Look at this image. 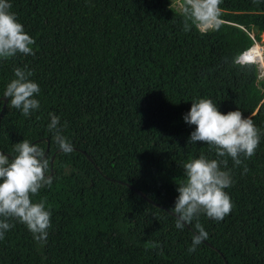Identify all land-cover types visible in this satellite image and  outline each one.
Wrapping results in <instances>:
<instances>
[{
  "label": "trees",
  "instance_id": "obj_1",
  "mask_svg": "<svg viewBox=\"0 0 264 264\" xmlns=\"http://www.w3.org/2000/svg\"><path fill=\"white\" fill-rule=\"evenodd\" d=\"M10 3L34 54L0 59V96L13 69L27 66L40 108L25 117L7 100L0 105V152L14 155L22 140L40 144L53 183L33 198L51 211L46 241L13 221L0 264H264V135L251 159L236 166L228 158L232 210L219 222L199 217L208 239L194 253L193 228L177 229L169 211L183 164L216 158L188 143L195 126L183 116L192 102L239 110L264 133V76L256 62H229L261 34L264 45V0H223L221 27L207 34L184 31L171 0ZM50 113L72 144L68 154L52 142Z\"/></svg>",
  "mask_w": 264,
  "mask_h": 264
},
{
  "label": "clouds",
  "instance_id": "obj_2",
  "mask_svg": "<svg viewBox=\"0 0 264 264\" xmlns=\"http://www.w3.org/2000/svg\"><path fill=\"white\" fill-rule=\"evenodd\" d=\"M223 0H179L178 11L183 21L184 31L196 30L201 34L218 31L221 27V8ZM257 0H253L256 3ZM10 0H0V59L8 60L18 54L33 55L35 39L18 21L11 11ZM234 67L249 69L253 65L241 54H236L231 61ZM257 63V62H256ZM259 67V66H258ZM14 78L6 85L2 98H6L7 107L19 110L29 117L40 108L36 98L40 93L38 83L31 79L33 72L27 66L13 69ZM5 99H0V105ZM47 130L51 134L55 147L64 154L72 151V144L63 135L60 117L50 113ZM185 123L194 125L188 143L201 142L214 152V159L201 155L183 164V180L177 185L178 196L174 207L169 211L176 219V228L186 225L193 228L192 243L189 253L208 239L199 217L201 215L214 221H221L232 210L230 196L225 189L233 184L227 169L228 158L236 166L242 159H251L259 146L260 129L253 120L245 117L241 111L221 113L210 99L201 98L191 103L189 111L183 116ZM14 155L0 152V240L14 227L13 221L23 224L32 234L33 239L45 242L51 227V211L46 201L36 197L40 190L50 187L53 177L50 175V161L45 148L38 143L22 140L13 145ZM249 169L244 166L242 174ZM193 221H196L193 224ZM153 247L158 245L153 244Z\"/></svg>",
  "mask_w": 264,
  "mask_h": 264
},
{
  "label": "bare ground",
  "instance_id": "obj_3",
  "mask_svg": "<svg viewBox=\"0 0 264 264\" xmlns=\"http://www.w3.org/2000/svg\"><path fill=\"white\" fill-rule=\"evenodd\" d=\"M251 35V34H250ZM254 41L253 45L245 51L242 56L257 62L264 69V50L263 47Z\"/></svg>",
  "mask_w": 264,
  "mask_h": 264
},
{
  "label": "rangeland",
  "instance_id": "obj_4",
  "mask_svg": "<svg viewBox=\"0 0 264 264\" xmlns=\"http://www.w3.org/2000/svg\"><path fill=\"white\" fill-rule=\"evenodd\" d=\"M178 2H179V0H171V4L174 6V7H177V5H178ZM178 8V7H177ZM263 39V34H261V40ZM261 40H259L258 41V43L260 44V45H262L263 46V48H264V45H263V43H262V41ZM259 74H260V76H264V69L262 68V67H260L259 66Z\"/></svg>",
  "mask_w": 264,
  "mask_h": 264
},
{
  "label": "water",
  "instance_id": "obj_5",
  "mask_svg": "<svg viewBox=\"0 0 264 264\" xmlns=\"http://www.w3.org/2000/svg\"><path fill=\"white\" fill-rule=\"evenodd\" d=\"M257 30H258V26H257V25H253V26L251 27V33H252V34H253V33H256ZM3 99L6 100V98H3ZM1 107H3V105H2Z\"/></svg>",
  "mask_w": 264,
  "mask_h": 264
},
{
  "label": "built area",
  "instance_id": "obj_6",
  "mask_svg": "<svg viewBox=\"0 0 264 264\" xmlns=\"http://www.w3.org/2000/svg\"><path fill=\"white\" fill-rule=\"evenodd\" d=\"M243 51V50H242ZM241 55H242V52L240 53ZM245 58V57H244ZM246 59V58H245ZM246 60H248V61H253V60H251V59H246ZM254 62V61H253ZM257 65L258 66H260L258 63H257ZM261 67V66H260ZM260 73V72H259ZM260 75V74H259Z\"/></svg>",
  "mask_w": 264,
  "mask_h": 264
}]
</instances>
